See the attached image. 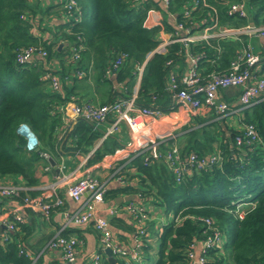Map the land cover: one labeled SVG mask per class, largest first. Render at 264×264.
Listing matches in <instances>:
<instances>
[{"label": "trees", "instance_id": "obj_1", "mask_svg": "<svg viewBox=\"0 0 264 264\" xmlns=\"http://www.w3.org/2000/svg\"><path fill=\"white\" fill-rule=\"evenodd\" d=\"M210 1L216 3L223 23L247 21L246 17L227 15L226 5L220 0ZM78 2L82 10L80 20L62 21L55 25L54 30L48 29L52 36L47 38L32 32V29H42L41 18L35 20V17L38 12L42 16L48 15L50 6H39L32 0H0V176L20 174L31 185L37 182L34 171L36 163L43 159L40 155L42 150L59 159L63 146L59 148L62 137H58V131L63 122L58 107L73 91L66 80L70 71L77 75L78 70L86 73L90 68L96 80L110 84L106 68L124 53L114 74L124 86L120 94H131L138 67L143 64L136 101L145 104L150 102L152 95H156L157 104L167 110L170 102L166 89L169 67L165 61L174 54L153 53L147 57L157 43L158 26L145 24L147 11L153 2ZM55 4L61 6V1L57 0ZM248 4L256 8L253 20L264 21V0H248ZM60 40L68 44L59 47ZM79 43L83 44L79 58L71 62L68 59L71 48ZM32 44L42 45L47 50L46 57L30 64L17 63L16 49ZM219 44V53L206 45L204 50L209 58L219 55L216 64L224 67L240 42L221 40ZM196 48L200 49L198 45ZM52 60L58 64L52 72L63 80L65 94L52 90L47 80L42 78L46 70L44 63ZM200 65L204 73L214 67L204 59ZM215 115L213 111L207 117L195 115L194 122L185 125L177 137L184 138L180 145L183 157L191 151L201 156L218 149L222 156L219 162L204 168L190 167L189 172H184L181 179L176 180L165 160L152 159L144 163L143 158L137 156L132 165L136 168L142 188L113 186L105 193L106 199H114L122 192L140 191L142 196H150L153 202L165 206L174 214L173 220L159 225L158 230L152 222L147 225L148 236L144 238L140 252L143 258L144 251L150 248V234H156L159 245L152 264H188L191 244L210 234L213 227L219 230L223 241L220 246L206 250L203 264H264V99L243 108L241 118L243 123L255 124L261 137L257 144H248L245 140L240 145L236 144V135L243 134L241 128L229 127L223 117L221 120L212 119ZM19 122L28 123L37 134L40 140L38 150L25 149L24 139L15 132ZM101 135L99 125L80 118L69 130L68 138L73 150L86 154ZM119 145V140L112 134L103 138L90 153L88 165L99 161ZM237 201L254 202L242 218L236 212ZM176 217L178 221L174 219ZM205 218H209L211 223H206ZM112 223L115 220L112 219ZM20 227L25 229L26 223L20 224ZM19 242L27 250L24 241H19L15 235L5 240L0 235V264H44L40 256L33 261V257L20 253ZM99 252L103 253L101 249ZM103 264L126 262L119 258L116 262H109L103 258Z\"/></svg>", "mask_w": 264, "mask_h": 264}, {"label": "built area", "instance_id": "obj_2", "mask_svg": "<svg viewBox=\"0 0 264 264\" xmlns=\"http://www.w3.org/2000/svg\"><path fill=\"white\" fill-rule=\"evenodd\" d=\"M63 12V21H78L81 18L82 10L78 0H60ZM133 4H139L147 0H131ZM153 4L147 11L145 24L147 26H158L156 34L157 43L148 52L147 57L153 53L169 54L165 65L169 67L166 89L170 95V102L167 110L157 104L156 95L151 96L148 103L140 104L136 101L137 90L131 94L123 96L118 94L113 99L102 103H95L90 100H80L75 95H69L66 101L59 106L64 131L73 125L77 119H85L101 125L108 121L102 130L99 138L101 141L118 131L122 124L127 126L129 136L120 141V145L113 151L93 164L87 163L92 148L83 155L78 168L84 170L80 175L75 172L57 174V178L49 184L41 187V191L36 194L26 193V187L18 184H1L0 198L16 196L20 198L22 206L33 211L40 212L48 218L54 209L63 206V198L57 193L56 186L64 184L67 194L78 201V206L74 210L64 211L66 223L75 225H85L92 222L95 231L99 235V243L102 251L104 248H111L112 255L117 259H123L126 264H133L141 260L140 247L144 238L148 236L147 222L152 219V214L143 203V196L140 191L136 193H126L133 195L132 199L115 203L107 209L110 213L121 211L127 212L133 220L134 236L136 241L131 249L119 246L113 235L109 219L102 214L98 207L104 203L105 193L110 184L126 187L133 186V180L127 171L132 167V160L137 156L143 158L144 163L152 159L165 160L173 171L175 179L180 180L184 172H189L190 167L204 168L222 159L220 151L207 153L199 156L191 151L185 157L182 156L181 147L175 143L169 145L168 141L174 139L173 131L179 124L190 122L192 115H196L199 110L213 111L215 116L224 117L234 111L230 101L222 94L226 88H239L237 100L239 108L243 109L264 99V72H259V66L264 63V21L255 22L247 11L248 0H220L226 5V14L237 17H246L247 21L238 24H227L221 21L219 9L216 3L210 0H151ZM154 12L155 14H153ZM251 37H259L258 49L254 48L250 42ZM78 40L81 37L78 36ZM221 40H236L240 46L235 50L233 56L224 67H219L216 62L219 55L207 57L204 46L213 47L217 53L221 51L219 42ZM200 49H197L196 46ZM83 44L71 48L69 61L74 62L79 58V51ZM47 50L40 44H32L19 47L15 51V61L19 64H30L37 59H44ZM125 54H120L106 68V75H114L116 69L122 62ZM209 60L211 70L204 73L201 67L202 60ZM216 64V65H215ZM42 78L47 80L52 90H61L60 77L52 72L54 68L48 62ZM50 68V70H47ZM143 64L138 67V82L141 77ZM79 75H83V70H78ZM221 97H218V96ZM169 117L163 128L160 129V118ZM243 134L235 137L236 144L240 145L243 140L248 144H257L261 137L252 122H245L241 125ZM15 132L24 139L26 150H38L40 140L34 130L26 122H19ZM59 136V137H60ZM40 155L43 159L49 160L50 154L42 150ZM102 166L108 169L104 177H100L94 168ZM65 167L63 160L58 164V170ZM137 187V186H135ZM22 191L24 193L22 194ZM87 192V194H86ZM137 198V200H135ZM254 202L237 201L236 212L239 217H243L248 207ZM179 220L178 217L174 218ZM210 224L209 218L204 219ZM25 222L22 213L14 211L12 216L4 215L0 211V226L6 230L1 237L3 240L10 238V234ZM2 230V231H3ZM1 231V234H3ZM0 234V235H1ZM223 237L216 227H213L210 234L201 240H196L191 244L188 251V264H203L206 260L205 252L208 248L220 246ZM81 239L74 234H63L59 230L51 236L46 243L47 247L61 250V255L65 264L75 262ZM19 252L30 257L32 254L19 242ZM37 257H33V261ZM85 264H103V253H93Z\"/></svg>", "mask_w": 264, "mask_h": 264}, {"label": "crops", "instance_id": "obj_3", "mask_svg": "<svg viewBox=\"0 0 264 264\" xmlns=\"http://www.w3.org/2000/svg\"><path fill=\"white\" fill-rule=\"evenodd\" d=\"M57 0H32V2L39 4V6H50L49 7V14L42 16L40 12H38L37 17H35V20H38V18H41L40 21V27L42 29L36 30L35 27H33L32 32L42 35L43 37L50 38L52 35L48 31V29H52L55 27V25L61 23L63 21V12L60 5H56L55 2ZM52 4V5H51ZM52 6V7H51ZM155 14L154 12H152ZM157 15V14H155ZM36 26V25H35ZM260 38L259 37H251L250 42L253 43L254 48L258 49ZM62 45H67V41L60 40L58 43ZM49 65H51L54 69H57L58 64L56 61L52 60L48 62ZM259 72H264V63L260 65ZM75 74L74 71H70L69 79H66L69 82V88L73 91L69 92V95H75V98L80 100H90L95 103H102L106 102L108 100L113 99L115 96L123 92V83L116 80L114 75L108 76L111 80L110 84L106 82H102L95 79L94 72L89 70L84 73V75ZM138 75V71H137ZM75 78H74V77ZM62 80V79H61ZM63 82V80H62ZM61 82V90L60 92L62 94L66 93L65 87H63V83ZM139 86L138 78L133 86V90H137ZM239 88L231 87L226 88L222 90L223 96L231 102L234 111L231 113L226 114L222 119H225V122L228 124L229 127L234 128H241V125L243 124L241 118L243 115V109L239 108V102L237 100V96L239 93ZM68 95V96H69ZM218 97H221L220 95ZM66 101V100H65ZM60 106V105H59ZM59 108V107H58ZM212 114L211 111L199 110L196 115L199 116H210ZM194 116L192 115L190 122H187L185 124H182V126L185 125H191L194 122ZM221 120V117L214 116L212 119H218ZM169 121L168 116H164L163 118H160V129L163 128V124ZM63 122V121H62ZM74 124V123H73ZM108 124V121L104 122L100 125L102 130L105 128V126ZM73 126V125H72ZM72 126L69 128V130L72 128ZM226 128V127H225ZM64 125L59 129L58 131V137L61 133L64 131ZM69 130H65L62 141L60 142L59 148L63 146V148L60 149L61 154L59 155V159L56 158H50L48 162L45 159H40L36 163L35 171H34V177L37 179V182L31 185H28L26 182V179L20 175V174H7L0 176V185L1 184H18L20 186L26 187V193L36 194L41 191V187L52 183L56 178L57 174L60 173H70L72 171L75 172V175H80L83 168H78V164L80 163L81 159L83 158L84 153L79 152L77 150H73L71 148V143L69 142L68 133ZM181 131V130H180ZM117 133V134H115ZM113 133L118 140L124 141L128 136V130L127 126L123 124L118 129L117 132ZM61 137V136H60ZM59 137V138H60ZM64 142V143H63ZM101 141L98 140L94 146H97ZM63 143V144H62ZM94 148V147H93ZM63 160V163L65 164V167L62 171L58 170V164ZM99 167L94 168V171L97 175L100 177H104L108 172V169L103 168L102 166L98 165ZM129 174V177L133 180L134 187H138V177L136 176V168L132 165L129 171H127ZM116 186L115 184H110V187ZM57 193L62 196L63 198V206L57 209H54L50 216L48 218L44 217L40 212H36L31 210L28 207L22 206L20 202V198L16 196L12 197H1L0 198V211L7 216H12L14 211H18L22 213L25 217L26 228H21L20 225L16 228L15 231H13L10 236L15 235L17 239L20 241L21 239L24 241L25 246L27 247V250L32 254L33 257L40 256L42 258V261L44 264H65L61 255V250L57 248H50L46 246L47 240L56 234L59 230H61L64 234H74L78 238L81 239V244L79 245V253L78 256L72 264H85L89 257L99 251L100 243H99V235L95 231L92 222H88L85 225H75L72 223H66L64 220V211L65 210H74L78 206V201H75L72 199L66 192V186L64 184H59L56 186ZM87 194V192H86ZM126 192H122L118 195H124ZM150 196H143V203L144 205L149 209V212L152 214V219H150L147 223L149 224L152 222V225L154 228H158L160 224H157V222L154 219V215L150 208H153L152 204L150 205L149 202ZM137 200V198H135ZM146 201V203H145ZM115 202V198H114ZM113 199H106L104 203L99 204L100 211L102 214H104L110 222L111 229L113 232V235L116 239V242L119 246L125 248V249H131L134 246V243L136 241V237L134 236L135 228L133 224V220L130 217V215L125 212H117V213H110L108 211V207L114 204ZM148 202V203H147ZM117 203V202H115ZM112 219L115 220V223H112ZM4 229L0 230L1 231ZM6 230H3L1 234V237L4 235ZM151 235L149 236V240L151 239ZM104 253V250H103ZM103 258H107V255L104 253ZM116 258L112 262H116ZM110 262V261H109ZM142 262L141 260L134 262L133 264Z\"/></svg>", "mask_w": 264, "mask_h": 264}, {"label": "rangeland", "instance_id": "obj_4", "mask_svg": "<svg viewBox=\"0 0 264 264\" xmlns=\"http://www.w3.org/2000/svg\"><path fill=\"white\" fill-rule=\"evenodd\" d=\"M246 8H247V11L249 13V16H253V14L256 11V8L253 5L248 4V1H247ZM121 125L123 126L122 123H121ZM181 125L182 124H179V126H177V128L173 131L172 134H175V137H174L173 142H169L168 141L169 145L172 144V143H175L177 145H181L183 143L184 138L180 139V138H178L179 136L177 135V133L180 132V130L184 128V126L181 127ZM115 134H117V133H115ZM136 183H138V186L140 188H142L141 183H139V182H136ZM150 200H151V198H150ZM125 202L126 201H124V203ZM145 203H146V201H145ZM150 203L153 206V208H150V209H151L153 215L155 216L154 219L157 222V224L162 225L163 223H166L168 221L173 220V215L174 214L170 210H167L165 206H163L161 204H158L156 202H153L152 200H151V202H149V204ZM155 229L158 230V228H155ZM148 243L150 245L149 250H147V251L145 250L144 251L142 262H139V263H136V264H152L153 261L155 260V258L157 257V254H156L157 252L156 251H157V248H158V245H159V238L157 237V235L156 234H152L151 235V239H150V241Z\"/></svg>", "mask_w": 264, "mask_h": 264}, {"label": "water", "instance_id": "obj_5", "mask_svg": "<svg viewBox=\"0 0 264 264\" xmlns=\"http://www.w3.org/2000/svg\"><path fill=\"white\" fill-rule=\"evenodd\" d=\"M59 47H61V44H59ZM132 198H133V195H117L115 197V202L121 203L124 200H129ZM2 227L3 226L1 225L0 230L2 229ZM104 253L107 255V258L110 262H112L115 259V257L112 255L111 248L109 247L104 248Z\"/></svg>", "mask_w": 264, "mask_h": 264}]
</instances>
